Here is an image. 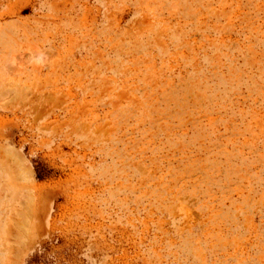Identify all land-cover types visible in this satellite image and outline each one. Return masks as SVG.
Masks as SVG:
<instances>
[{
  "label": "rangeland",
  "instance_id": "374dc122",
  "mask_svg": "<svg viewBox=\"0 0 264 264\" xmlns=\"http://www.w3.org/2000/svg\"><path fill=\"white\" fill-rule=\"evenodd\" d=\"M0 264H264V0H0Z\"/></svg>",
  "mask_w": 264,
  "mask_h": 264
}]
</instances>
